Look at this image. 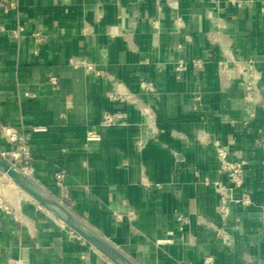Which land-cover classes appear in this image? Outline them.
<instances>
[{
    "label": "crops",
    "instance_id": "1",
    "mask_svg": "<svg viewBox=\"0 0 264 264\" xmlns=\"http://www.w3.org/2000/svg\"><path fill=\"white\" fill-rule=\"evenodd\" d=\"M0 1V122L28 134L37 184L136 264H264V0ZM106 111L125 122L101 125ZM212 139L248 162L235 195L251 203L226 218L202 181L218 177ZM0 199V264H114L1 171Z\"/></svg>",
    "mask_w": 264,
    "mask_h": 264
},
{
    "label": "built area",
    "instance_id": "2",
    "mask_svg": "<svg viewBox=\"0 0 264 264\" xmlns=\"http://www.w3.org/2000/svg\"><path fill=\"white\" fill-rule=\"evenodd\" d=\"M13 3H9V7H12ZM0 8L4 11L8 10V7L0 1ZM261 12L264 15V7L261 8ZM36 42H41L44 40V36L40 31L35 30L32 32ZM202 61L199 58H192L189 64L194 69H200L202 67ZM86 72L95 75L102 76L103 70L97 67L92 61L89 60H79L77 62ZM248 68L253 67L252 61L247 64ZM185 68V62L180 59L175 70L177 72L182 71ZM51 81L55 83L54 78ZM141 88L147 91H151L152 87L149 82L141 81ZM254 86L251 80L246 81L244 85V97L250 100L253 96ZM113 100L123 101L124 98L118 96H111ZM126 120L125 114L115 111H106L103 113L100 124L101 125H113L122 124ZM0 136L3 137L7 142H9L13 147L10 150L0 149V156L7 160L10 165L21 172L25 173L30 177L31 175V165L30 161L32 159V153L28 144V134L19 130L16 126L0 122ZM88 140H98L100 138L99 134L88 131L86 134ZM255 144L258 145L264 151V139H255ZM212 145L215 152V158L217 161L216 172L218 177L209 178L203 177L202 181L212 187L213 191L218 196V203L216 206L217 213L221 218H226L229 211V204L231 202H240L241 204H250L251 200L246 192L241 193L239 197L235 195V190L240 187L243 182V176L247 168L248 162L245 159L237 158L234 159L230 156V151L228 147L223 144L218 139H212ZM64 177V172L62 170L56 171L54 174L55 182L57 185L61 184ZM31 178V177H30ZM147 187H159V182H145L143 183ZM0 207L7 209V206L0 199ZM264 211V206L261 207ZM199 223L205 224L206 226L212 228L215 235L221 239L222 242H226V230L223 227L216 226L212 222L206 221L201 217H197ZM177 227L179 230H183L186 223L189 221V217L185 213H178L176 215ZM264 225V223H263ZM206 264H217L213 256L208 255L203 259Z\"/></svg>",
    "mask_w": 264,
    "mask_h": 264
},
{
    "label": "water",
    "instance_id": "3",
    "mask_svg": "<svg viewBox=\"0 0 264 264\" xmlns=\"http://www.w3.org/2000/svg\"><path fill=\"white\" fill-rule=\"evenodd\" d=\"M0 171L5 174L18 188L27 193L39 205L44 207L52 216L64 222L78 233L94 248L100 251L114 264H136L106 238L98 234L84 221L75 216L60 202L50 196L39 184L25 173L12 167L0 156Z\"/></svg>",
    "mask_w": 264,
    "mask_h": 264
},
{
    "label": "rangeland",
    "instance_id": "4",
    "mask_svg": "<svg viewBox=\"0 0 264 264\" xmlns=\"http://www.w3.org/2000/svg\"><path fill=\"white\" fill-rule=\"evenodd\" d=\"M2 175L4 176V178H5V183L6 182H10V179L5 175V174H3L2 173ZM13 184V183H12ZM14 185V184H13ZM14 186H16V185H14ZM17 187V186H16ZM18 188V187H17ZM25 193V192H24Z\"/></svg>",
    "mask_w": 264,
    "mask_h": 264
},
{
    "label": "bare ground",
    "instance_id": "5",
    "mask_svg": "<svg viewBox=\"0 0 264 264\" xmlns=\"http://www.w3.org/2000/svg\"><path fill=\"white\" fill-rule=\"evenodd\" d=\"M11 181V180H10ZM12 182V181H11ZM13 183V182H12ZM14 184V183H13ZM15 185V184H14ZM23 191V190H22ZM27 194V193H26Z\"/></svg>",
    "mask_w": 264,
    "mask_h": 264
}]
</instances>
